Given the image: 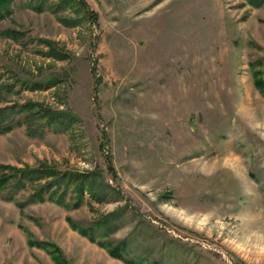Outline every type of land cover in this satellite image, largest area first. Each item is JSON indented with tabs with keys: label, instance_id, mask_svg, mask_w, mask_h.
I'll list each match as a JSON object with an SVG mask.
<instances>
[{
	"label": "rangeland",
	"instance_id": "obj_1",
	"mask_svg": "<svg viewBox=\"0 0 264 264\" xmlns=\"http://www.w3.org/2000/svg\"><path fill=\"white\" fill-rule=\"evenodd\" d=\"M29 3L14 0L0 20V108L28 105L7 117L0 165L83 174L98 195L85 190L74 207L80 177L65 196L52 189L65 205L25 203L44 180L16 191L9 176L0 264H57L26 232L62 264H126L107 251L123 240V256L143 264H264V96L253 81L264 80V4L70 0L53 14L57 0L41 12ZM46 79L56 84L32 89ZM41 107L73 116L70 128L29 132L43 121L25 116ZM118 208L104 248L68 223Z\"/></svg>",
	"mask_w": 264,
	"mask_h": 264
},
{
	"label": "trees",
	"instance_id": "obj_2",
	"mask_svg": "<svg viewBox=\"0 0 264 264\" xmlns=\"http://www.w3.org/2000/svg\"><path fill=\"white\" fill-rule=\"evenodd\" d=\"M244 1L249 6L256 7V8L264 4V0H244ZM13 2L14 0H0V20L10 16V14L12 13L11 6ZM29 2L30 3L28 5H30L37 12H41L48 5L47 0H36V2L29 0ZM69 3H70V0H57L56 4H53L51 6L49 5L47 8L53 14H58V13L64 12V10L66 9V6ZM93 21H94V18H93ZM3 34L9 36L13 34V32L3 31ZM253 81H254L255 88L264 96V80H261V74L259 72L253 74ZM55 84L56 82L54 80L46 79L44 81L35 82L32 89H42V88L50 87L51 85H55ZM0 90H3V88L0 87ZM27 106L28 105H23L22 106L23 109L21 107H19L18 109H15V107L13 106L0 108V133L1 134L7 133L12 129L11 123L7 121V117L9 116V114L12 113L16 115L18 113H21L24 110L28 111V109H26ZM32 111L33 110H29L28 112L29 114L26 115L25 118L26 117L32 118L33 115H37V117L35 118H38L41 121H43V122L39 121L42 124L39 126L37 125L33 129H30L29 127L28 131L32 133H37L36 129L38 127L39 129H41V131H43L44 127L45 128L47 127V128L52 129V131L64 132L70 128L73 122V119H74L73 116H69V115H66L64 113L57 112V111H52L45 107H41L35 112H32ZM26 121L27 120L24 119V122ZM24 168L26 169H20V168H16L13 166H1L0 165V169H3V170L6 169L9 171L8 175H2V174L0 175V189L1 188L3 189L6 182L8 181L9 176H11V178L16 179V181L13 184V188H15L16 191L23 189L25 187V182L32 184L35 181L44 180L43 184L40 187H37V186H35L37 188L34 187L33 192L31 193L30 197L25 203L42 202L45 200L44 195L46 194L48 196L47 197L48 200L55 201L59 205L60 204L65 205L62 199L54 200L56 191L52 189L59 188L60 190L61 187H63V190L61 193L62 195L65 196L66 192H68L71 188L70 183L72 181L74 182V185H75L80 180L79 179L80 177H81V182L83 179V174H78V173L74 174L71 172L58 174L55 170L47 166H41L40 168H28V167H24ZM72 178L74 179L71 180ZM84 180L85 179H83V182H82L83 184L85 183ZM81 182H78L79 184H77V189H75L77 192H79L80 196H78V199H79L78 202H75L73 204L74 207H77L79 202L82 201V196L85 190L87 193L89 191L88 194L93 193L91 192L93 187L87 186L85 184L83 185L81 184ZM90 183L91 181L88 183V185ZM92 185L94 186V184ZM97 195L98 194H92V197L97 196ZM99 200L101 199L98 198V201ZM17 206L20 210H22L25 204L17 202ZM123 215H124V209L118 208L117 210L107 214L106 216L101 217L99 220L94 222L92 226L80 228L74 225L73 222H71V220L69 219H68V223L70 224L71 228L77 230L80 235L87 238L89 241L93 243H98L102 248H104L106 247V242L103 241V239L107 237L108 235H110L113 231H115L118 228L117 223L119 222V220L121 219ZM26 237H27V244L29 246H32V247L35 246L38 248L49 247L50 250L48 249L47 250L50 253L51 258L54 260V262L57 264L63 263L62 258L59 256L60 250L56 246L49 244V243H44V242L34 240L30 232H26ZM126 242H127L126 240H123L117 244H113V245L108 244L107 251L109 255L126 264H143L144 260L137 262V261H134L133 259H127L123 256V253L125 252V249L127 248ZM152 264H156V263H152Z\"/></svg>",
	"mask_w": 264,
	"mask_h": 264
}]
</instances>
